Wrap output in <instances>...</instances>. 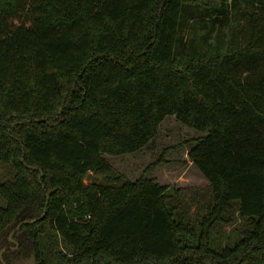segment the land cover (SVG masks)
Instances as JSON below:
<instances>
[{
	"label": "trees",
	"instance_id": "1",
	"mask_svg": "<svg viewBox=\"0 0 264 264\" xmlns=\"http://www.w3.org/2000/svg\"><path fill=\"white\" fill-rule=\"evenodd\" d=\"M231 2L245 23L220 54L186 51L198 0H0V248L37 219L13 235L37 264H264V0ZM166 115L203 133L185 142L211 188L193 215L103 156L139 150Z\"/></svg>",
	"mask_w": 264,
	"mask_h": 264
},
{
	"label": "rangeland",
	"instance_id": "2",
	"mask_svg": "<svg viewBox=\"0 0 264 264\" xmlns=\"http://www.w3.org/2000/svg\"><path fill=\"white\" fill-rule=\"evenodd\" d=\"M198 1L200 3L191 6L195 8H192L193 14L203 15V22H196L198 15L184 14L183 8L180 13V21L183 18L187 22L191 18L183 36V41L185 40L187 45L186 51L188 52L192 46H198L201 50L208 49L211 53L215 52L218 47L220 54L234 50L238 45L226 51L228 47L232 48L238 42L239 36L237 37V34L233 32L234 26L245 23L244 19L238 16L239 8H233L231 0H226L224 2L228 10L227 14L220 15L214 13L213 9L220 5L223 0ZM191 16H195V19L192 20ZM215 16H218V20L212 23ZM223 19H225V23H223ZM244 28L242 27V32H244ZM210 29L211 32H209ZM183 51L184 49L180 46L177 55L180 62L186 59ZM202 134L200 131L181 123L175 116L166 115L160 123L156 135L139 150L117 155L105 153L103 156L126 179L135 180L143 175L159 184L170 187L173 190L174 200L178 202L179 207H184L188 214L193 215L196 206L209 199L211 188L207 179L190 161L188 157L190 145L185 142ZM11 169L9 166L0 165L1 177H11ZM92 175L93 180L96 179L100 182L105 180L100 174L96 176L92 173ZM84 181L90 180L84 179ZM231 216L233 221L223 224L220 229L222 243H231L236 234L235 230L243 226L244 221L237 217L236 212H233ZM13 230L8 231L6 234L9 242H11L10 238L14 239V234L11 235ZM225 234H229L230 238L228 237V240L224 239ZM62 246L60 243L56 248ZM2 248H0L1 254L5 253ZM19 253L24 255L21 247H19Z\"/></svg>",
	"mask_w": 264,
	"mask_h": 264
},
{
	"label": "water",
	"instance_id": "3",
	"mask_svg": "<svg viewBox=\"0 0 264 264\" xmlns=\"http://www.w3.org/2000/svg\"><path fill=\"white\" fill-rule=\"evenodd\" d=\"M21 161L24 162V156L22 155L21 156ZM25 164V163H24ZM26 167L28 168H31V169H38L40 171L39 173V176H38V179L40 180L41 177H42V171L41 169H39L37 166H30V165H27L25 164ZM86 179L88 180H93V175H92V172H89ZM51 192V190L48 191L47 193V196H46V203L47 204V199H48V194ZM37 219H33V220H24V221H21L19 222L15 229L11 232V235L14 234L22 224H28V223H33L34 221H36ZM11 241H14L16 243V246L18 245V242L15 241L14 239L10 238ZM5 250V249H3ZM11 264H37V261H36V257L34 254H30L29 256H24L23 254H20L18 256V258H16L15 260H13V262Z\"/></svg>",
	"mask_w": 264,
	"mask_h": 264
},
{
	"label": "flooded vegetation",
	"instance_id": "4",
	"mask_svg": "<svg viewBox=\"0 0 264 264\" xmlns=\"http://www.w3.org/2000/svg\"><path fill=\"white\" fill-rule=\"evenodd\" d=\"M2 249H5V252L11 251V254L6 256V259L4 257H2V254L0 253V259H1L2 264H11L13 262V260L18 258V256L22 252L21 251L19 253V242H18V245L16 246V243L14 241H11V244H7Z\"/></svg>",
	"mask_w": 264,
	"mask_h": 264
}]
</instances>
